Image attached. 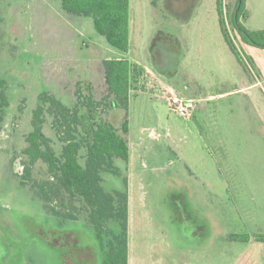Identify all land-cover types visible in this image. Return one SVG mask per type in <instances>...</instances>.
<instances>
[{
  "label": "rangeland",
  "instance_id": "374dc122",
  "mask_svg": "<svg viewBox=\"0 0 264 264\" xmlns=\"http://www.w3.org/2000/svg\"><path fill=\"white\" fill-rule=\"evenodd\" d=\"M223 6L248 66L224 40L216 0H131L127 53L108 44L92 17L65 13L61 0H0V79L10 101L0 124V264H104L113 225L98 238L84 211L76 220L53 215L21 178L34 112L48 108L42 97L71 109L102 100L104 61L116 58L147 65L156 82L193 98L187 119L133 84L130 161L116 160L119 173L103 175L106 192L127 197L129 264H264V88L238 91L261 75L253 47L232 27L235 0ZM253 20L264 26V5ZM78 107L81 132L104 121L122 134L123 111ZM44 130L60 154L49 113ZM33 178L45 180L47 166L39 162Z\"/></svg>",
  "mask_w": 264,
  "mask_h": 264
},
{
  "label": "trees",
  "instance_id": "16d2710c",
  "mask_svg": "<svg viewBox=\"0 0 264 264\" xmlns=\"http://www.w3.org/2000/svg\"><path fill=\"white\" fill-rule=\"evenodd\" d=\"M246 2L235 0L231 20L235 35L241 43L264 49V30L251 31L242 23V19L247 17ZM61 4L63 11L69 15L92 17L97 32L105 37L112 48L123 53L129 51L131 0H61ZM216 8L226 44L238 63L247 65L226 28L223 0H216ZM186 18L184 21L190 17ZM104 70L107 95L100 101L91 97L87 101H80V104L88 105L91 109L105 106L109 110L123 111L122 134L111 123L104 121L83 133L79 129L82 122L80 104L71 109L53 97H42V102L48 108L39 106L34 112L32 131L27 136L28 146L23 151L26 161L21 185L31 186L36 197L55 216L76 220L74 212L84 211L98 238L103 237L107 224L113 225L108 233L104 264H129L127 197L123 193L106 192L103 175L119 173L116 160L130 161V147L125 138L129 134L130 95L135 79L142 70L121 58L104 61ZM5 90L6 82L0 79V124L4 122L10 106ZM46 113L54 117V128L63 143L60 154H57L45 133ZM82 158L84 163H81ZM39 162L47 166V178L41 182L33 178V169ZM56 205L64 210L58 211ZM237 240L247 238L238 237ZM257 241L264 243V235L257 236Z\"/></svg>",
  "mask_w": 264,
  "mask_h": 264
},
{
  "label": "crops",
  "instance_id": "0c3cea01",
  "mask_svg": "<svg viewBox=\"0 0 264 264\" xmlns=\"http://www.w3.org/2000/svg\"><path fill=\"white\" fill-rule=\"evenodd\" d=\"M263 5H264V0H247V2H246L247 17L245 18L246 19L245 27L247 29H249L251 31H261V30H264V26H258L257 24H255V22L253 20L254 19V16L257 14L258 9L261 6H263ZM184 7H185V5L181 6V8H184ZM189 17L190 18H189L188 21L190 22L191 15H189ZM253 50L254 51H248V53L251 54L252 57L255 58V62L257 63V67H258V69L260 71V75H261L260 76V79H258L254 84H250L249 86H243L238 91H241V90H244V89H248V88H252V87L256 88V87H259V86L261 88H264L263 87V85H264V49H259V48L253 47ZM189 53L190 52H184L183 57L185 59L188 57V59L191 60V58L189 56ZM201 59H203V58L201 57L200 60ZM134 65L137 66L139 69H145V68L147 69V65L142 64V63H139V62H136V64H134ZM189 75L192 76L193 75V72L190 71ZM194 80L197 83V79H194ZM184 89L187 90V88H184ZM229 93H232V92H228L227 94H229ZM183 95H185V94H183ZM219 96H221V95L211 96L210 99L215 98V97H219ZM189 100L192 101L193 98H189Z\"/></svg>",
  "mask_w": 264,
  "mask_h": 264
},
{
  "label": "built area",
  "instance_id": "2783aa9c",
  "mask_svg": "<svg viewBox=\"0 0 264 264\" xmlns=\"http://www.w3.org/2000/svg\"><path fill=\"white\" fill-rule=\"evenodd\" d=\"M142 72L136 77L135 84L138 81L140 87H144L143 90H148L151 94L157 95L158 97L164 98L170 108L180 114L181 116L190 119L192 117V107L190 106L191 100H187L184 98H179L175 92L172 90L166 89L164 86H162L161 83L155 81V76H152V72L150 70H147ZM161 87H159V84ZM134 86V85H133ZM134 88H132L133 90ZM131 90V91H132ZM170 94V97L168 96Z\"/></svg>",
  "mask_w": 264,
  "mask_h": 264
}]
</instances>
